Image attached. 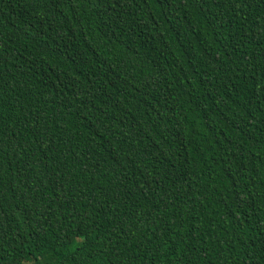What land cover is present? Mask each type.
Wrapping results in <instances>:
<instances>
[{
	"label": "trees",
	"instance_id": "1",
	"mask_svg": "<svg viewBox=\"0 0 264 264\" xmlns=\"http://www.w3.org/2000/svg\"><path fill=\"white\" fill-rule=\"evenodd\" d=\"M0 264H264V0H0Z\"/></svg>",
	"mask_w": 264,
	"mask_h": 264
}]
</instances>
